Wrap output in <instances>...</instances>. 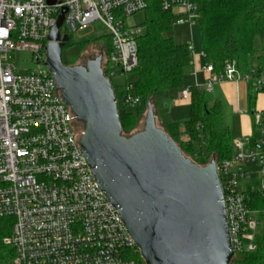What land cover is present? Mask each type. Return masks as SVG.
I'll list each match as a JSON object with an SVG mask.
<instances>
[{
    "label": "built area",
    "instance_id": "built-area-1",
    "mask_svg": "<svg viewBox=\"0 0 264 264\" xmlns=\"http://www.w3.org/2000/svg\"><path fill=\"white\" fill-rule=\"evenodd\" d=\"M55 1L0 0V218L14 221L10 264H145L134 258L140 249L82 153L83 125L44 64L48 35L61 7H67L62 36L100 22L112 40L102 62L105 78L111 82L134 74L143 28L127 26L126 20L145 13L148 1ZM160 8L172 13L178 26L192 28L200 21L197 0H160ZM22 53L30 55L32 68L19 66ZM202 72L206 81L196 86L205 91L247 82L264 95V72L258 67L243 75L226 62L220 73L211 64ZM124 90L123 106L137 108L141 100L132 82ZM189 98L190 88L181 94L182 100ZM252 121L254 134L235 140L232 158L217 164L233 260L255 252L264 240V108L252 111ZM253 177L254 187L240 190V182Z\"/></svg>",
    "mask_w": 264,
    "mask_h": 264
},
{
    "label": "water",
    "instance_id": "water-1",
    "mask_svg": "<svg viewBox=\"0 0 264 264\" xmlns=\"http://www.w3.org/2000/svg\"><path fill=\"white\" fill-rule=\"evenodd\" d=\"M61 8L48 35L44 65L83 125L82 153L145 264H231L234 253L215 158L207 166L187 158L157 126L151 101L143 130L126 136L112 83L103 74L102 52L86 66L64 65L70 37L60 31L68 11Z\"/></svg>",
    "mask_w": 264,
    "mask_h": 264
},
{
    "label": "trees",
    "instance_id": "trees-1",
    "mask_svg": "<svg viewBox=\"0 0 264 264\" xmlns=\"http://www.w3.org/2000/svg\"><path fill=\"white\" fill-rule=\"evenodd\" d=\"M147 1L148 8L144 13L146 32L138 38V67L134 72L136 79L132 82L133 94L140 98L141 104L134 111L118 105L123 133L127 135L138 128L150 101L155 102L167 92L184 86L186 70L193 64L189 45L176 44L172 38L166 37L174 26V15L161 10L160 0ZM197 4L201 16L204 64H211L214 71L220 73L229 62L247 75L256 62L264 72V54L258 55L255 45L258 38L264 41V0H197ZM104 39L108 46L107 55L112 51V40ZM95 41L100 42L101 38ZM70 42L71 39L66 45ZM253 92L249 94L251 106H254ZM126 95L124 90L122 100ZM188 101L189 119L182 124L162 122V130L198 166H207L212 158L217 164L230 160L235 140L224 123L221 103L216 101L210 105L205 91L198 86L190 88ZM200 141L205 146L204 156L197 151ZM252 197L260 202L258 193H253ZM13 223V219L0 218V264H10L15 257V251L8 243ZM134 258L142 260L140 253ZM231 264H264V240L257 243L255 252L233 260Z\"/></svg>",
    "mask_w": 264,
    "mask_h": 264
},
{
    "label": "rangeland",
    "instance_id": "rangeland-1",
    "mask_svg": "<svg viewBox=\"0 0 264 264\" xmlns=\"http://www.w3.org/2000/svg\"><path fill=\"white\" fill-rule=\"evenodd\" d=\"M146 16L144 13L134 16L131 19L126 20L127 26H141L143 28V33L141 36H143L146 32V28L144 26ZM174 23H175V16H174ZM108 32L106 28L100 23L95 22L91 24L87 29L83 31L74 32L70 35L71 42L66 45L63 48V63L64 65H70V66H86L88 61L95 60L101 55L104 57L105 51L107 49V42L105 37L108 38V41H111V38L107 35ZM167 38H172L176 44H190L191 47H193L192 54L194 56L201 55L202 54V33H201V26L200 22H197L193 25L192 28L188 26H178L175 25L171 29L169 33L166 34ZM97 38H101L100 42H96L95 40ZM91 41L89 44H86L84 47L83 45L86 42ZM256 48L258 50V55L264 54V41L261 39H257L255 42ZM30 59V55L27 53L21 54V61L19 62V66L21 68H32L33 65L31 63H27ZM104 62H106L107 57H104ZM202 67H204V62L202 63ZM253 66L256 68L257 63L254 62ZM136 79L135 74L128 75L126 77L122 76H116L111 79L113 90L115 92V96L117 98V102L119 107H123V101H122V92L125 89L126 83L133 82ZM200 84L202 83V75L199 74L198 76ZM192 80V78H191ZM194 82V80H192ZM188 81L185 80L184 86L180 89L169 91L168 95L166 97H162L155 102L152 101V106L155 111L156 116V123L157 126L162 129V123L164 121H174L177 123H184L187 121L190 117V107L189 105H185L184 103L180 105H175V102H171L169 99L172 96L173 99H181V94L186 89V87H189L190 85H195L196 82L191 83L188 85ZM198 84V82H197ZM206 92V98L207 101H209L210 105H213L214 102L218 99L217 90L215 89L214 92ZM127 110L134 111V109L127 107ZM227 108H225L224 111ZM147 110L142 115L138 128L132 133L135 134L139 131H142L144 128V120L146 117ZM225 123L231 127V136L233 139H236L239 135L238 130L235 129L236 120L231 115H227L225 118ZM131 134V135H132ZM126 136H130L125 134ZM197 151L201 156H204L205 154V146L202 141L197 144ZM191 160V159H190ZM192 161V160H191ZM193 162V161H192ZM195 163V162H194ZM257 178L253 177L249 181H242L240 182V190L246 192L247 190H250L254 187V184L256 183Z\"/></svg>",
    "mask_w": 264,
    "mask_h": 264
},
{
    "label": "crops",
    "instance_id": "crops-1",
    "mask_svg": "<svg viewBox=\"0 0 264 264\" xmlns=\"http://www.w3.org/2000/svg\"><path fill=\"white\" fill-rule=\"evenodd\" d=\"M193 56V64L190 68L186 70L185 80H187L190 85L191 83L196 82L195 85H190L186 87V89L191 88L192 86L198 85L202 86L206 81V74L202 72V63L203 59L201 55H192ZM202 75V83L200 84L198 76ZM194 80V82L191 80ZM184 80V82H185ZM202 89V87H200ZM217 90L218 99L222 105L223 110V118L225 123L226 113L227 115H231L235 118L236 124L235 129L238 130L239 135L236 139L242 138L243 136L252 135L253 133V121H252V111L256 108H264V95L256 93L253 88L247 82H239V83H225L222 85H216L212 92ZM205 91L204 89H202ZM253 92L254 95V106H251L249 103V94ZM169 92H167L163 97H166ZM206 93V92H205ZM171 102H175V105H180L184 103L185 105H189V101H184L182 99H173L171 96L169 99ZM209 102V101H208ZM210 104V103H209ZM227 108V111H224ZM163 122H166L163 120ZM174 122V121H169ZM162 123V122H161ZM225 125L230 129L231 127L225 123ZM186 139V137H184Z\"/></svg>",
    "mask_w": 264,
    "mask_h": 264
}]
</instances>
